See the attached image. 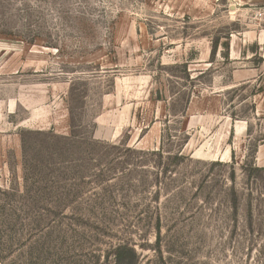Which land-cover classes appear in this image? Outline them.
Returning <instances> with one entry per match:
<instances>
[{"label": "rangeland", "instance_id": "1", "mask_svg": "<svg viewBox=\"0 0 264 264\" xmlns=\"http://www.w3.org/2000/svg\"><path fill=\"white\" fill-rule=\"evenodd\" d=\"M264 0H0V264H264Z\"/></svg>", "mask_w": 264, "mask_h": 264}, {"label": "built area", "instance_id": "2", "mask_svg": "<svg viewBox=\"0 0 264 264\" xmlns=\"http://www.w3.org/2000/svg\"><path fill=\"white\" fill-rule=\"evenodd\" d=\"M257 15L260 17V18H264V6L263 7H260L257 11Z\"/></svg>", "mask_w": 264, "mask_h": 264}]
</instances>
